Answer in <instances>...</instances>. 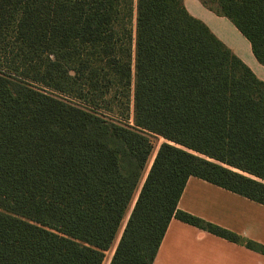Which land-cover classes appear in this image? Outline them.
I'll use <instances>...</instances> for the list:
<instances>
[{
  "label": "trees",
  "instance_id": "1",
  "mask_svg": "<svg viewBox=\"0 0 264 264\" xmlns=\"http://www.w3.org/2000/svg\"><path fill=\"white\" fill-rule=\"evenodd\" d=\"M200 1L264 65V0ZM191 176L264 204V80L185 0H0V264H153L173 218L264 253Z\"/></svg>",
  "mask_w": 264,
  "mask_h": 264
},
{
  "label": "crops",
  "instance_id": "2",
  "mask_svg": "<svg viewBox=\"0 0 264 264\" xmlns=\"http://www.w3.org/2000/svg\"><path fill=\"white\" fill-rule=\"evenodd\" d=\"M185 4L264 80V65L254 55L249 39L229 18L216 14L200 0H185ZM178 205L182 210L264 245L262 203L191 176ZM153 264H264V253L173 218Z\"/></svg>",
  "mask_w": 264,
  "mask_h": 264
},
{
  "label": "rangeland",
  "instance_id": "3",
  "mask_svg": "<svg viewBox=\"0 0 264 264\" xmlns=\"http://www.w3.org/2000/svg\"><path fill=\"white\" fill-rule=\"evenodd\" d=\"M154 141H155V144H156V149H155V152H154L153 156L151 157V160H150V163H149V165H148V168H147L146 173H147L148 170L150 169V166H151V164H152V159L154 158V156H155V154H156V150H157V148H158V147L160 146V144L164 141V139H163V138H157V139H154ZM109 254H111V253L109 252Z\"/></svg>",
  "mask_w": 264,
  "mask_h": 264
}]
</instances>
